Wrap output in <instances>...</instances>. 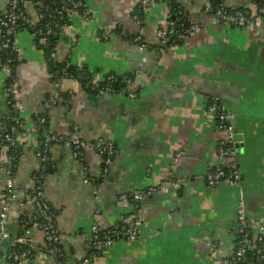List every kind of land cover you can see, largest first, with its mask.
<instances>
[{"label": "crops", "instance_id": "obj_1", "mask_svg": "<svg viewBox=\"0 0 264 264\" xmlns=\"http://www.w3.org/2000/svg\"><path fill=\"white\" fill-rule=\"evenodd\" d=\"M83 10L68 9L57 42L59 61L85 68L99 80L110 73L132 77V98L126 92L96 96L77 80L52 77L46 45L27 30L15 34L16 65L0 72V117L17 114L20 156L15 174L17 197L11 202L7 231L9 251L23 225L32 223L31 200L35 174L41 170L36 154L41 135L37 114L53 93L62 100L48 111L49 130L77 136L81 159L73 148L52 145L44 197L56 211V228L65 264H81L95 253L94 264H229L238 241V206L244 204L248 221H260L264 236V28L217 23L207 10L214 0H178L183 19L201 25L179 44L159 50L157 30L172 20L168 2L142 8V36L150 45L141 50L132 41L140 31L134 19L139 0H82ZM9 0H0V14ZM228 8L243 7L261 14L251 0H222ZM35 17L36 5L28 1ZM107 35L108 38H105ZM12 80L19 92L11 109L4 86ZM220 96L238 140L233 158H220L219 141L226 135L208 110L209 97ZM104 139L115 155L106 178L104 159L94 142ZM7 149L0 163V212L4 202ZM236 162L238 184L209 187L205 174ZM102 179V182L97 180ZM179 183L144 198L138 209L139 235L118 239L95 249L91 240L94 214L100 210L104 227L118 226L133 210L122 194L158 186L164 180ZM126 201L129 204H126ZM256 238L259 229L252 231ZM1 234V227H0ZM28 237L33 256L0 260V264H56L46 252L44 232L33 224ZM248 264H254L253 262Z\"/></svg>", "mask_w": 264, "mask_h": 264}, {"label": "built area", "instance_id": "obj_2", "mask_svg": "<svg viewBox=\"0 0 264 264\" xmlns=\"http://www.w3.org/2000/svg\"><path fill=\"white\" fill-rule=\"evenodd\" d=\"M62 2L64 7H59L58 2ZM156 0H139V10L134 14V19L140 24V31L134 38V42L138 44L141 50H145L150 47L145 42L142 33L144 30L141 25V9L149 7ZM255 2V0H251ZM28 0H9L8 6L0 14V52L3 53L9 49H15V34L20 30H27L36 39L44 42L48 46V41L51 36H57L58 32L63 24V20L67 18L68 9L81 10L85 4L82 0H36V15L33 17L26 8ZM262 13L253 14L249 9L238 7L228 8L223 3L214 5L207 10L213 16V19L220 24L236 26V27H252V28H264V3L261 5ZM182 12L177 11L176 15H180ZM48 19V21H44ZM201 30V25L192 23L187 29L180 28L178 22L171 20V22L165 26L160 27L157 30V37L159 39V50L165 51L170 44H179L184 42L192 33ZM108 38L107 35H104ZM49 59L55 61L58 64L55 73H51L52 82L57 85L59 78H71L79 81L87 91L93 92L96 96L106 94H116L117 89L112 85L114 76L103 78L99 80L92 73L89 75L84 74V70L79 74H74L68 70L69 64L58 60L57 56V44L48 46ZM62 65V66H60ZM13 68L11 58L0 55V72L2 70L11 71ZM85 72H88L85 70ZM132 78L127 80V88L124 89L126 93L132 98H137V93L134 92L130 85L132 84ZM4 93L8 96L10 103H15V96L19 92V89L14 84H7L3 89ZM62 100V95L59 93H53L49 97L45 106L40 113L37 114V123L41 129L48 120L47 111L55 104ZM208 110L216 116V127L220 131L226 132V135L219 141L218 154L220 158H233L237 154L238 140L236 139L233 125L229 120L228 109L221 101L220 96L212 94L209 97ZM11 120L6 122L2 119L6 117H0V163L2 150L4 148L12 149V152L7 154V160L4 168V202L0 212V238H10V234L7 231V223L9 213L11 211V202L17 197L15 193V174L17 164L15 163L17 150L19 149L17 143V133L22 124L18 115L7 116ZM54 144H62L73 148L74 156L81 159L82 141L77 136H66L57 133H53L50 130L45 132V135L40 139L38 147L36 148V154L39 157L42 165L41 169L45 171L51 164L49 159V152ZM96 150L102 155L104 159V169L102 177L106 178L109 168L113 162L115 155L114 146L112 143L107 142L104 139H98L94 142ZM46 176L41 174L35 176L36 186L34 193L31 196V200L38 212L35 217L34 225L41 229L46 238V252L54 256L56 264H65L60 258L63 256L60 251V234L56 225L52 223V207L44 197V179ZM242 179L240 168L236 162L230 167H219L215 170L208 171L204 180L209 187H216L221 184H238ZM171 180H164L158 186H153L144 189H136L131 193L122 194L123 199L134 200L136 202L143 201L144 198L151 196L159 191L167 189L168 183ZM175 188H179L180 185L177 182H172ZM95 222L91 228V242L94 248L108 247L113 245L118 239L124 238L126 240H134L138 237L141 225V219L138 215V211L133 209L122 219L118 226L104 227L100 220V210H96L94 214ZM260 221L251 220L248 222V218L245 213L244 204L241 202L238 206V241L235 253L230 260L226 262L229 264H239L244 260L247 247L251 244L252 231L259 229V234L255 238L257 241L254 249L256 250V256L260 264H264V236L262 234ZM28 229L25 234L15 239V244L19 245V248H13L9 251L0 250V260H20L26 259L34 255L36 251L35 244L27 235ZM96 251H93L87 257H85L81 264H94Z\"/></svg>", "mask_w": 264, "mask_h": 264}, {"label": "trees", "instance_id": "obj_3", "mask_svg": "<svg viewBox=\"0 0 264 264\" xmlns=\"http://www.w3.org/2000/svg\"><path fill=\"white\" fill-rule=\"evenodd\" d=\"M28 1H31V2H33L36 5V0H28ZM47 1L49 2L51 0H47ZM156 1H160V0H156ZM161 1H165V2H168L169 3L170 8H171L172 20H175L176 19V21L178 22L180 28L187 29L190 26V23L185 18L183 19V15H182L183 14V9H182L181 3L178 2V0H161ZM221 3H222V0H214V5H218V4H221ZM254 3L257 6V11L259 13H261L262 12L261 5L264 3V0H255ZM58 5H59V7H64L63 6V3L60 2V1L58 2ZM36 8H37V5H36ZM177 11H181L182 13L180 15H176V12ZM141 15L143 17V12L142 11H141ZM44 21L47 22L48 19H45ZM65 21H66V19L63 20V24L65 23ZM59 32H60V30H59ZM59 32H58V35L57 36H51L49 38L48 46L49 45L50 46H53V45H56L57 44L58 39H59ZM136 36H137V34H134L132 36V41L133 42H134V38ZM180 43H182V42H180ZM48 46H46L45 49H46V55H47V59H48L49 69H50V72L51 73L52 72L55 73L56 72V68L58 67V64L55 61L49 59ZM0 55H4V56H7V57L11 58V60H12V66H13V68H12L11 71H13L14 70V67L16 65V51H15V49L12 48V49H9V50H7V51H5L3 53L0 52ZM60 66H62V65H60ZM68 70L70 72L74 73V74H77V73L79 74L83 70H84V74H87V75L90 74L89 72H85V70H86L85 68L73 67V66H70V65L68 67ZM112 75L114 76V79L112 80V85L117 89L118 93L125 92L124 89L127 88V80L129 78H132V77H129L128 76V77L123 78V77H120L116 73H110L105 78H108L109 76H112ZM7 84L8 85L9 84H12V80H9L7 82ZM90 93L94 95L93 92H90ZM13 104H11V109L12 110L13 109L15 110ZM13 115H17V114H13ZM37 119H38V117H37ZM2 120L3 121L5 120L6 122H8L11 119L9 117H6V118H4ZM47 131H49L48 120H47L46 124L43 125V127L40 129V135H41V138L40 139H42L44 137L45 132H47ZM80 151H81V156H82V148H81ZM10 152H12V149H8L7 148V153H10ZM17 153H18V155L16 156V159H15V163L16 164H17L18 159H19V156L21 154L20 153V149L17 150ZM51 170H53V168L51 167V164H50L45 171H43L41 169L35 175L36 176H39L41 174H44V176H46V175H48L50 173ZM102 181H103L102 179L97 180V182H102ZM15 193L17 194L16 189H15ZM33 193H34V190H33L32 194ZM129 201H130L133 209H135V210L138 211L140 205L142 204V201L136 202V201H134L132 199L129 200ZM37 215H38V212L36 211V216ZM56 215H57L56 211L52 208V223H54V225L56 223ZM33 222H35V218H34V221ZM33 222L31 224L30 223H27V224L23 225V230L18 234L17 238L23 236L25 234L26 230L31 227V225L33 224ZM250 237H251V244L247 247V251H246L244 260L242 262H240L239 264H248V263H251V262H253L254 264H260V262L258 261L257 256H256V250L254 249V246L256 245L257 241L255 240V237H254L253 233L250 234ZM14 247L18 249L19 248V245L18 244H15ZM60 251L63 254V251H62L61 247H60ZM60 259L62 261H64V262L66 261V258L64 256H62Z\"/></svg>", "mask_w": 264, "mask_h": 264}, {"label": "water", "instance_id": "obj_4", "mask_svg": "<svg viewBox=\"0 0 264 264\" xmlns=\"http://www.w3.org/2000/svg\"><path fill=\"white\" fill-rule=\"evenodd\" d=\"M126 204H129V202L128 201H126ZM248 222H250V221H248ZM0 241L2 242V243H4V244H8V243H10V238H0ZM100 249H102V248H100Z\"/></svg>", "mask_w": 264, "mask_h": 264}]
</instances>
